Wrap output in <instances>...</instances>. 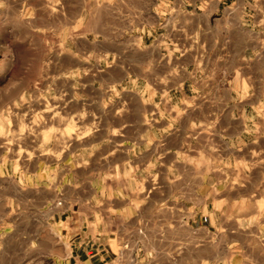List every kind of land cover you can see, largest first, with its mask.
Listing matches in <instances>:
<instances>
[{
    "label": "rangeland",
    "instance_id": "374dc122",
    "mask_svg": "<svg viewBox=\"0 0 264 264\" xmlns=\"http://www.w3.org/2000/svg\"><path fill=\"white\" fill-rule=\"evenodd\" d=\"M110 4L0 0V264H64L65 229L181 232L161 225L158 207L182 199L216 207L215 264H264V59L243 66L248 97L234 113L212 98L186 114L181 98L139 97L143 81L107 92L89 80L100 76L105 44L112 47L103 40L111 34L95 32L100 13L111 19L102 8ZM256 4L245 18L261 30L264 2ZM115 36L116 53L133 63L134 51L120 49L128 34ZM211 106L219 112L201 111ZM118 119L135 126L119 131L135 137L130 158L111 141Z\"/></svg>",
    "mask_w": 264,
    "mask_h": 264
},
{
    "label": "crops",
    "instance_id": "0c3cea01",
    "mask_svg": "<svg viewBox=\"0 0 264 264\" xmlns=\"http://www.w3.org/2000/svg\"><path fill=\"white\" fill-rule=\"evenodd\" d=\"M110 1V5L102 8L112 13L111 19L100 13L95 32L111 34L110 38L103 36V40L112 47L105 44L102 55L105 63L100 67V76L89 81L102 85L107 92L125 79L135 83L143 81L142 89H136L139 97L181 98L186 102L182 106L186 114H196L200 106H210L212 98H218L219 102L226 99L225 109L229 113L245 106L241 103L248 97V90L241 86L247 80V72L242 68L249 59H264V29L249 27L245 17L250 2L262 7L264 0ZM257 13L253 23L262 24L261 18L256 20ZM126 33L127 47H117L134 51L133 63L124 62L119 52L116 53L115 35ZM249 35L254 36L249 39ZM136 51L142 58H137ZM235 82L240 88L233 86ZM116 110L111 108L112 114ZM201 111L219 112L214 106ZM190 121L195 123L197 118ZM234 122L242 128L241 119L235 117ZM124 128L135 129V126L129 123L126 127L119 119L108 126L115 131L111 133L114 136L111 141L117 147L122 143L130 158L136 141L135 137L120 138L119 131ZM142 139L146 144V139ZM114 147L113 152L120 150ZM146 206L157 208L156 204L141 203L142 209ZM158 210L161 225L175 226L182 231L94 235L87 229L85 233L73 235L65 229L64 264H215L217 240L212 226L216 207L213 203L160 200Z\"/></svg>",
    "mask_w": 264,
    "mask_h": 264
}]
</instances>
